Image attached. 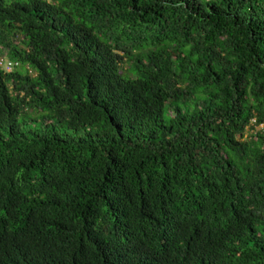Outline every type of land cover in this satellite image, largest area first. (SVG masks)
<instances>
[{
  "label": "trees",
  "instance_id": "1",
  "mask_svg": "<svg viewBox=\"0 0 264 264\" xmlns=\"http://www.w3.org/2000/svg\"><path fill=\"white\" fill-rule=\"evenodd\" d=\"M0 53V264H264V0H0Z\"/></svg>",
  "mask_w": 264,
  "mask_h": 264
},
{
  "label": "built area",
  "instance_id": "2",
  "mask_svg": "<svg viewBox=\"0 0 264 264\" xmlns=\"http://www.w3.org/2000/svg\"><path fill=\"white\" fill-rule=\"evenodd\" d=\"M17 65V63H14L13 61H10L7 59L6 55L3 53H0V66L5 69V71L10 72L14 69V67ZM255 123V120L252 121ZM264 125H260V127H263Z\"/></svg>",
  "mask_w": 264,
  "mask_h": 264
},
{
  "label": "bare ground",
  "instance_id": "3",
  "mask_svg": "<svg viewBox=\"0 0 264 264\" xmlns=\"http://www.w3.org/2000/svg\"><path fill=\"white\" fill-rule=\"evenodd\" d=\"M8 58V57H7ZM9 60V59H8ZM1 67V66H0ZM2 68V67H1Z\"/></svg>",
  "mask_w": 264,
  "mask_h": 264
}]
</instances>
